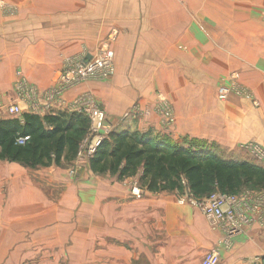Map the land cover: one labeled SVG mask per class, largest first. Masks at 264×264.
Segmentation results:
<instances>
[{
  "label": "crops",
  "instance_id": "1",
  "mask_svg": "<svg viewBox=\"0 0 264 264\" xmlns=\"http://www.w3.org/2000/svg\"><path fill=\"white\" fill-rule=\"evenodd\" d=\"M4 1L19 15L0 10V120L12 119L7 108L13 104L23 114L42 117L71 112L89 93L103 103L118 133L160 142L239 137L264 143V0ZM113 30L119 32L113 46L116 74L52 98L68 60L93 54ZM233 74L259 105L236 95L215 100L214 90L230 85ZM20 77L25 92L17 87ZM158 90L176 113L169 130L154 111ZM136 106L150 115L123 119ZM106 186L88 217L96 223L90 225V246L102 241L107 264H136L143 253L156 255L157 264L160 255L163 264H202L217 248L221 264H264L262 226H245L228 240L199 208L181 205L173 193L136 199L126 186ZM82 206L80 211L90 208ZM55 207L41 225L61 233V222L76 221L77 211L71 203Z\"/></svg>",
  "mask_w": 264,
  "mask_h": 264
},
{
  "label": "rangeland",
  "instance_id": "2",
  "mask_svg": "<svg viewBox=\"0 0 264 264\" xmlns=\"http://www.w3.org/2000/svg\"><path fill=\"white\" fill-rule=\"evenodd\" d=\"M0 2L8 6L4 0H0ZM0 10H3L2 7H0ZM8 14L16 16L19 15V11L13 10ZM111 34L119 36L118 30H113L108 36ZM107 37L98 45L102 46ZM83 54V52L79 53L77 57L73 56L72 58H80ZM232 77L230 85L220 84L218 87H214H217L214 90L215 100L222 102L218 96V89L228 86L242 90L240 96L236 95L239 98L251 100L254 105H259L252 90L240 80V76L233 74ZM163 93L158 90L154 111L161 116L164 127L169 130L175 124L176 113L169 97L166 93ZM83 100L81 106L75 105L71 112L82 113L89 118V131L80 145L78 155L72 162L65 161L59 167L54 165L45 169H29L19 163L0 160V264H107L103 255L104 251H102V241L93 242L90 246L89 237L90 225L96 223L95 221L90 223L88 216L93 212L92 205L99 202V189L105 187L106 184L107 190L113 186L120 188L126 186L134 198H136L134 192L137 190L142 191L140 197L137 198H144L145 195L150 193L141 187L142 169L137 173V176L124 179L109 172L98 174L92 170V158L95 155L90 152L93 147L92 144L99 139L110 137L111 133L118 132L111 129L109 125L110 117L100 100L92 95L89 99L85 98ZM91 101L99 111L106 115L103 128L99 132L93 129V116L87 112ZM139 113L147 116L151 112L145 111L146 115H144L136 106L133 112H126L123 119L140 115ZM169 113L174 118V123L170 126H168ZM10 118L13 119L11 116ZM136 135L141 136L138 133ZM242 139L239 137L232 139H229V137L220 139L213 137L211 140L184 138L181 142L165 141L164 139L161 142L152 140L157 144L182 147L193 153L202 151L212 154L213 152L217 155L215 157L238 161L247 160L264 167V143L258 140L242 141ZM111 142L113 143L112 140ZM187 185V181L184 180L181 190L168 193L175 194L177 200L180 197L190 198L194 195ZM155 194L163 195L166 192ZM235 196L239 200H246L247 202H258L260 200L264 203V187L246 188L242 193ZM69 199L71 201H68ZM68 203L76 207V221L73 218L69 221L71 223L67 220L60 221L62 223L61 233L53 229L49 223L42 229L43 216L52 213L56 209L55 206L59 205L61 207L62 204ZM84 203H89L90 208L87 207L88 211H80ZM95 212L99 213V206ZM45 220L47 221V217ZM99 238L101 239V236ZM158 257L160 263L163 264L162 261L165 256L160 255ZM156 262V255L146 257L143 253L136 264H157Z\"/></svg>",
  "mask_w": 264,
  "mask_h": 264
},
{
  "label": "trees",
  "instance_id": "3",
  "mask_svg": "<svg viewBox=\"0 0 264 264\" xmlns=\"http://www.w3.org/2000/svg\"><path fill=\"white\" fill-rule=\"evenodd\" d=\"M90 120L77 112L28 113L0 120V160L38 169L72 162L88 133ZM113 143L111 142V140ZM212 152H190L157 144L128 131L111 133L92 158L91 168L120 178L137 176L150 193L176 192L183 181L196 198L214 192L238 195L246 188L264 187V167L247 160H232Z\"/></svg>",
  "mask_w": 264,
  "mask_h": 264
},
{
  "label": "built area",
  "instance_id": "4",
  "mask_svg": "<svg viewBox=\"0 0 264 264\" xmlns=\"http://www.w3.org/2000/svg\"><path fill=\"white\" fill-rule=\"evenodd\" d=\"M2 11L11 13L13 9H9L4 3L0 2ZM4 7V8H3ZM109 37V38H108ZM107 37L102 46H98L93 54L88 53L80 58H72L66 63L64 72L60 75L56 87L51 91V97L56 99L73 88L81 86L87 82H103L109 81L115 74V54L113 52V44L117 41V34H111ZM111 51V52H110ZM91 55V57H90ZM21 76V75H20ZM26 82L20 77L18 89L25 92ZM242 93L241 89L236 87L225 86L218 89V96L222 102L228 100L231 95ZM91 94H85L77 99V106H81L83 99H89ZM8 115L11 117H21L23 114L22 108L13 104L7 108ZM87 112L93 116V129L99 132L105 123L106 115L99 111L96 105L91 101ZM168 126L174 123V118L171 113L168 114ZM94 131V132H95ZM106 138V137H105ZM99 139L92 144V152L95 154L100 144L105 140ZM142 191L134 192L135 197H140ZM178 203L181 205L189 204L195 208H199L205 218L209 221L212 228H220L225 232L228 240L231 237L243 233L245 226L258 225L264 227V203L263 201L239 200L235 195H225L220 192H214L212 195L204 198H195L194 196L180 197ZM220 250L217 248L211 253H208L202 260V264H221Z\"/></svg>",
  "mask_w": 264,
  "mask_h": 264
}]
</instances>
